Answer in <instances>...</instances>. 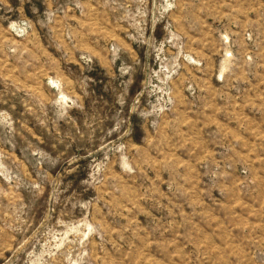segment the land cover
I'll list each match as a JSON object with an SVG mask.
<instances>
[{
  "label": "rangeland",
  "instance_id": "obj_1",
  "mask_svg": "<svg viewBox=\"0 0 264 264\" xmlns=\"http://www.w3.org/2000/svg\"><path fill=\"white\" fill-rule=\"evenodd\" d=\"M0 264H264V0H0Z\"/></svg>",
  "mask_w": 264,
  "mask_h": 264
}]
</instances>
